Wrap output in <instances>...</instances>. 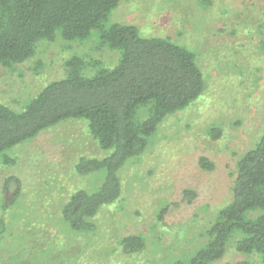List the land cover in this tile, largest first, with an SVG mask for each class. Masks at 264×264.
<instances>
[{"label":"rangeland","instance_id":"374dc122","mask_svg":"<svg viewBox=\"0 0 264 264\" xmlns=\"http://www.w3.org/2000/svg\"><path fill=\"white\" fill-rule=\"evenodd\" d=\"M264 0H121L109 23L134 25L143 37L167 38L197 55L205 89L184 110L167 116L145 152L118 172L119 200L100 210L90 232H74L61 210L78 190L95 192L105 171L79 175L81 157L102 159L87 121L68 120L0 154V264H171L207 242L206 231L233 200L237 163L264 133ZM79 58L84 74L111 68L118 52L96 35L37 43L22 64L0 65V102L21 111ZM222 133L212 137L213 129ZM9 157L12 163H5ZM213 164L204 170L199 160ZM18 179L21 192L12 204ZM184 191L192 192L188 197ZM168 207L163 220L158 216ZM139 235L146 248L123 253L124 237ZM234 238L215 264L249 261Z\"/></svg>","mask_w":264,"mask_h":264},{"label":"trees","instance_id":"16d2710c","mask_svg":"<svg viewBox=\"0 0 264 264\" xmlns=\"http://www.w3.org/2000/svg\"><path fill=\"white\" fill-rule=\"evenodd\" d=\"M121 0H0V65L14 67L30 59L38 42L86 41L96 35L99 45L118 52L115 66L94 74L82 71L79 58L67 62L62 79L47 84L21 111L0 102V154L37 137L42 131L68 120H85L102 159L81 157L76 172L85 176L105 171L95 192L76 191L63 206V220L74 232H90L100 210L116 203L122 194L118 172L147 149L164 119L184 110L202 96L203 71L194 51L167 38L143 37L134 25L109 23ZM206 1V0H205ZM261 27L264 30V10ZM218 139L220 130L213 129ZM5 163H12L9 157ZM202 169L213 164L202 157ZM233 200L220 209L206 231L207 242L191 256L171 264H215L234 239L242 254H258L264 264V133L253 149L237 163ZM12 204L21 192L18 179ZM188 197L192 192L184 191ZM168 207L158 216L163 220ZM0 219V233H4ZM123 253L140 254L146 248L139 235L124 237ZM237 264H252L249 261Z\"/></svg>","mask_w":264,"mask_h":264}]
</instances>
